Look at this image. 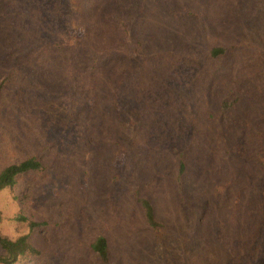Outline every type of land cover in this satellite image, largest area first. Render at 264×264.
<instances>
[{
  "label": "rangeland",
  "instance_id": "rangeland-1",
  "mask_svg": "<svg viewBox=\"0 0 264 264\" xmlns=\"http://www.w3.org/2000/svg\"><path fill=\"white\" fill-rule=\"evenodd\" d=\"M40 1L0 0V169L44 166L0 191L1 232L39 250L14 264H102L97 235L108 264H264V0Z\"/></svg>",
  "mask_w": 264,
  "mask_h": 264
},
{
  "label": "trees",
  "instance_id": "trees-1",
  "mask_svg": "<svg viewBox=\"0 0 264 264\" xmlns=\"http://www.w3.org/2000/svg\"><path fill=\"white\" fill-rule=\"evenodd\" d=\"M38 9H41L44 14H48V13H53L55 10H59V6L56 0H41L39 2ZM223 51H224L223 48H214L212 50V55H216ZM107 53L108 51L99 52V55H100L99 57L105 56L104 58H106V59L102 58L101 60H104L105 62L110 60L109 54ZM39 55L40 54L35 55L33 58L37 59L39 58ZM91 62L93 65L97 64V60L94 57L93 59H91ZM219 99L220 100L217 105V111L215 115V119H216L215 122L217 124L223 118L228 117L227 113L229 112V109H231V105H232V103L229 101L228 95L225 93L223 94V96L219 97ZM110 104H114L113 97H111ZM229 126L230 125H228V127L223 126L220 129L221 139H218V145L221 146V148L226 146L225 140L227 139V133L231 132L229 130ZM122 150L123 148H122L121 143L118 140H114L112 142V149L109 152V156L111 157V160H112L111 165L113 166V169H114L115 179L117 178V175H118L117 172L121 168L123 159H124ZM225 154L228 155V153H225ZM43 169H44V166L42 165V162L35 155L29 158H25L19 162L10 163V164L3 166L0 169V191L13 186L18 176L25 174L27 172L42 171ZM185 171H186V164L184 161L183 152L181 151L179 159H178V168H177V174H176V187H177L176 192L180 200L185 199V194H184L185 187L183 185V177H184ZM137 200L141 207V210H142L147 226L153 232L159 231V229L164 226V223L157 217L152 201L145 195L140 196ZM17 219L24 220V218L21 216H18ZM1 222H2V215L0 212V223ZM39 225L40 223L30 221L28 223V230H29L28 232L33 231ZM29 235L30 233H25V234L18 235L15 238H10L7 235L3 234L0 230V263L14 264V263L19 262L22 258H24L27 255L38 254L39 250L36 249L30 243ZM90 247L96 253L98 259L101 261L102 264H108L110 252H109V247L107 243V238L104 235L95 236L93 241L90 243Z\"/></svg>",
  "mask_w": 264,
  "mask_h": 264
}]
</instances>
